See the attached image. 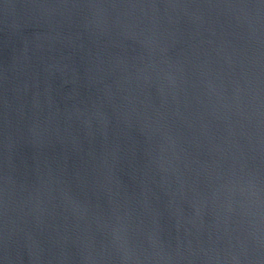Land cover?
Segmentation results:
<instances>
[{"label": "water", "instance_id": "95a60500", "mask_svg": "<svg viewBox=\"0 0 264 264\" xmlns=\"http://www.w3.org/2000/svg\"><path fill=\"white\" fill-rule=\"evenodd\" d=\"M0 264H264V0H0Z\"/></svg>", "mask_w": 264, "mask_h": 264}]
</instances>
